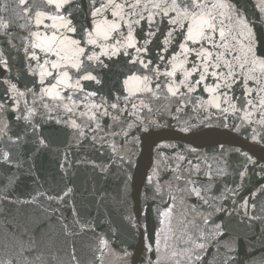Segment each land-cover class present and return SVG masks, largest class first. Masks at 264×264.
I'll list each match as a JSON object with an SVG mask.
<instances>
[{
    "label": "snow or ice",
    "instance_id": "snow-or-ice-1",
    "mask_svg": "<svg viewBox=\"0 0 264 264\" xmlns=\"http://www.w3.org/2000/svg\"><path fill=\"white\" fill-rule=\"evenodd\" d=\"M14 2L20 11L13 18L8 0H0V216L6 209L15 212L4 222L11 251L0 264H56L51 244L38 235L44 221L33 219L29 210H42L45 220L55 218L65 235L95 232L105 222L85 219L76 207L71 183L76 165L107 174L115 163L124 175L121 204L126 205L133 176L125 169L133 164L121 153L125 145L140 143L136 133L172 127L175 121L185 134L224 128L264 147V0ZM85 142L94 151L109 149L108 163L74 160L73 150ZM51 152L58 156L59 189H45L29 163ZM154 153L143 182L146 204L149 192L152 204L160 202V227L149 229L147 213L140 215L144 209L128 211L119 220L107 219L98 245L109 247L128 231L139 235L140 246L137 252L122 250L126 264L137 257L140 264H159L161 244L167 251L170 240L179 249L171 253L176 264L181 259L199 264L206 234L186 232L181 241L172 232L173 192L181 200L194 197L199 205L189 211L197 216L213 207L218 177L229 169L241 181L249 166L264 178V155L217 143L209 158L191 144L164 140L155 142ZM234 155L240 158L235 163ZM22 175L34 186L26 194L18 192ZM241 187L226 186L223 192L238 197ZM223 192L220 198L226 199ZM106 198L100 192L98 202ZM239 207L248 215L256 205L244 198ZM69 209L71 218L65 215ZM198 218L214 224L217 235L225 234L222 224ZM224 248L222 264H243L234 243ZM70 255L78 264L75 250Z\"/></svg>",
    "mask_w": 264,
    "mask_h": 264
},
{
    "label": "water",
    "instance_id": "water-1",
    "mask_svg": "<svg viewBox=\"0 0 264 264\" xmlns=\"http://www.w3.org/2000/svg\"><path fill=\"white\" fill-rule=\"evenodd\" d=\"M13 12L10 13L14 18V14L20 9L16 7L14 0H8ZM163 123V121H162ZM172 127H162L154 129L150 133H136L140 137V143L133 148L130 144L125 145L122 155L125 159L129 156L132 160L133 167L125 169L132 174L133 180L129 182L127 190L126 205L121 204L124 175L118 169L115 163L112 164L110 171L107 174L100 173L98 170H93L90 165H76L73 168L75 175L72 178V186L75 189L74 201L76 207L81 212L85 219L93 218L99 221H105L93 231L77 232L76 234L65 235L61 230L55 218L45 220L42 215V210H29L33 213V219L44 221L38 235L43 234L45 240L48 241L54 251L57 261L56 264H75L71 259V253L75 250L78 264H126L123 258V249L129 252H137L140 246L139 235H133L128 231H123L119 239L106 248H101L97 242V235L107 233V219L119 220L122 215H126L128 211H136L144 209L140 212L143 216L147 213V223L149 229L160 227L156 214L157 204L151 203V193H148L149 199L145 201V184L144 177L150 168L151 160L154 156L155 142L164 140L170 143L189 145L198 147L207 157L211 158L214 155V149L217 143H224L226 147L234 149L240 148L241 151L254 154L256 157L264 155V147L256 145L251 141L245 140L243 137H237L228 129L214 128L212 130L204 129L202 132H197L196 135L185 134L179 131L176 127V122L171 121ZM73 159H93L97 163H108L112 153L109 149H99L94 151L91 146L85 142V146L80 149H74ZM235 163L237 156L232 157ZM210 163H213L209 159ZM35 164L34 171L40 177L41 183L45 189H59L63 187L61 174L58 169V156L55 152L38 155L35 160L29 161ZM264 163V161H262ZM213 167L215 164L213 163ZM28 164H25V169ZM258 171V170H257ZM168 177H165L167 180ZM237 184L242 185L239 190V196L233 197L228 192H223L224 188L235 187ZM264 185V178L252 172L249 166V176L241 181L232 169H229V174L225 177H218L213 195H216V200L213 207L200 209L198 215L194 216L190 211V206L199 205V202L193 197L191 199L181 200L178 192H173L176 196L174 213L171 218V229L176 237L182 241L184 234L204 232L206 239L205 247L199 251L202 259L199 264H222L225 256V244L234 243L237 252L238 260L243 264H264V191H258L260 186ZM32 179L30 176L22 175L18 192L26 194L33 189ZM43 190V189H41ZM104 192L106 199L103 203H99V193ZM223 192L226 199L220 198V193ZM255 192L254 198L251 194ZM248 198L249 204H255L256 208L247 210L248 215L244 214V210L240 209L239 205L242 199ZM167 200V196H165ZM235 201V203H233ZM223 208L224 211H214V209ZM15 215L11 214L6 209L3 216H0V257L5 256L11 251V246L6 239L5 219L11 220ZM65 215L71 218V210L65 211ZM199 216L208 217L215 224H222L225 234L217 235L215 225L212 223L204 224ZM249 216H256L259 219L252 220ZM194 221V223H190ZM143 222V221H142ZM171 235V233L169 234ZM171 247L166 251L161 244L159 253V264H176L177 257L171 255L173 250H179L176 247V242L170 240ZM180 246L187 247L188 245L180 243ZM133 264H140L139 258L135 259ZM180 264H186L181 259Z\"/></svg>",
    "mask_w": 264,
    "mask_h": 264
}]
</instances>
